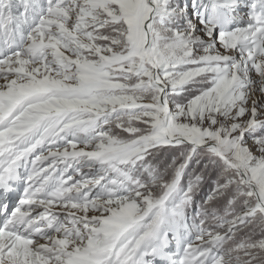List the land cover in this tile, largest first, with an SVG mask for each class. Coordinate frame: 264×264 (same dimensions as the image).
<instances>
[{
    "label": "snow or ice",
    "instance_id": "obj_1",
    "mask_svg": "<svg viewBox=\"0 0 264 264\" xmlns=\"http://www.w3.org/2000/svg\"><path fill=\"white\" fill-rule=\"evenodd\" d=\"M0 264H264V0H0Z\"/></svg>",
    "mask_w": 264,
    "mask_h": 264
}]
</instances>
